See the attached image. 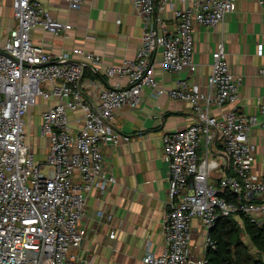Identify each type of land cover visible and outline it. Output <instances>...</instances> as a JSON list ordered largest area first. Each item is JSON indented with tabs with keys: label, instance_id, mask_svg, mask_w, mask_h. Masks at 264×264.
I'll list each match as a JSON object with an SVG mask.
<instances>
[{
	"label": "built area",
	"instance_id": "2783aa9c",
	"mask_svg": "<svg viewBox=\"0 0 264 264\" xmlns=\"http://www.w3.org/2000/svg\"><path fill=\"white\" fill-rule=\"evenodd\" d=\"M64 1L75 10L85 0ZM257 2L264 13V0ZM166 3L133 0L144 18L140 49L132 61L105 71L109 77L127 78L128 84L101 90L93 103L79 87L84 67L63 62L76 57L99 63V57L80 49L53 55L35 44L30 37L34 28L57 35L71 25L54 19L37 0H12L17 26L0 46V264H80L74 252L86 235L80 221L87 196L116 183L104 173L102 146L129 142L112 121L119 109L137 108L144 89L154 98L166 95L189 103L194 120L162 137L169 185L161 225L164 248L159 255L146 253L139 264H206V254L217 248L210 232L220 218L242 215L250 223L264 224V173L254 172L247 141L252 127L264 132V121L237 114L238 84L223 46L212 53L205 91L183 79L166 91L154 75L158 51L166 71L193 74L194 26H217L236 9L237 0H198L175 10L172 35L162 18ZM259 73L264 75V68ZM50 98L57 103L42 112L39 126L48 139L47 152L37 161L35 147L25 137L24 119L38 99ZM212 106L231 108L218 118L211 114ZM71 112L80 113L77 129L71 126ZM260 113L264 115V102ZM216 158L232 174L213 181ZM194 220L201 236H193Z\"/></svg>",
	"mask_w": 264,
	"mask_h": 264
},
{
	"label": "crops",
	"instance_id": "0c3cea01",
	"mask_svg": "<svg viewBox=\"0 0 264 264\" xmlns=\"http://www.w3.org/2000/svg\"><path fill=\"white\" fill-rule=\"evenodd\" d=\"M37 1L54 19L71 25V30L53 35L36 27L30 32L35 44L53 55L80 49L100 59L99 63H93L71 57L63 62L84 67L79 87L86 100L95 103L101 90L128 84L127 78L109 77L105 71L132 61L140 49L144 18L134 9L133 0H85L75 10L69 9L64 0ZM197 1L167 0L162 18L169 35L175 34L177 29L175 10L190 7ZM11 4L12 0H0V46L17 26ZM263 28L264 13L257 0H237L236 9L217 26H194L192 61L196 70L193 74L187 71L170 73L161 65V53L158 51L153 56L154 75L159 86L168 91L183 79L194 82L205 91L212 53L223 46L238 84L237 114L255 116L263 122L260 107L264 102V75L259 73L264 68ZM56 103L54 98L38 99L40 123L42 112ZM230 108L212 106L211 114L219 118ZM79 114H69L71 126L75 129L80 127L76 123ZM193 120L194 112L189 103L166 95L154 98L148 89L143 90L137 108L124 107L115 113L114 130L130 140L119 145L106 143L102 146L104 173L114 177L116 183L103 192L92 190L87 196L85 215L80 221L86 235L74 252L80 264H139L146 253L159 255L162 252L161 225L168 211L169 187L162 137L185 129ZM247 141L253 148L254 172L263 174L264 132L252 127ZM47 145L48 139L45 138L43 158ZM34 147L39 149L38 144ZM217 161L219 167L212 176L213 181L232 174L231 168ZM235 218L242 226L240 218ZM193 236H201L196 220L193 221Z\"/></svg>",
	"mask_w": 264,
	"mask_h": 264
},
{
	"label": "trees",
	"instance_id": "16d2710c",
	"mask_svg": "<svg viewBox=\"0 0 264 264\" xmlns=\"http://www.w3.org/2000/svg\"><path fill=\"white\" fill-rule=\"evenodd\" d=\"M239 218L242 226L233 216L218 220L210 232L217 248L206 254V264H264V224L250 223L242 215ZM241 234L247 235L251 248L244 244Z\"/></svg>",
	"mask_w": 264,
	"mask_h": 264
},
{
	"label": "rangeland",
	"instance_id": "374dc122",
	"mask_svg": "<svg viewBox=\"0 0 264 264\" xmlns=\"http://www.w3.org/2000/svg\"><path fill=\"white\" fill-rule=\"evenodd\" d=\"M41 106L38 105V100L36 101L35 107L32 108L27 115L25 116V127H26V134L25 137H27V142H29L31 145L35 146L36 144L39 145V149L35 150L37 153L35 155L36 160H42V153L45 149V137H42L40 135V118H39V112H40ZM241 238L247 246H250V242L246 238L244 234H241ZM254 249H251V252H253Z\"/></svg>",
	"mask_w": 264,
	"mask_h": 264
}]
</instances>
